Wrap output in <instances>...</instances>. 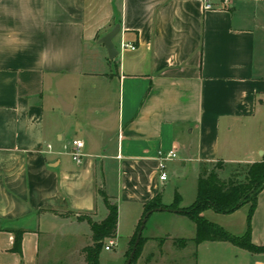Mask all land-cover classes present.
<instances>
[{"label":"crops","instance_id":"0c3cea01","mask_svg":"<svg viewBox=\"0 0 264 264\" xmlns=\"http://www.w3.org/2000/svg\"><path fill=\"white\" fill-rule=\"evenodd\" d=\"M115 24L109 58L98 40ZM72 139L83 141L81 162ZM170 148L183 165L261 160L264 0H0V264H40L65 228L90 239L61 261L85 264L91 232L74 214H99L103 187L117 229L124 208L136 209L137 228L167 179L156 153ZM247 211L203 215L239 235ZM251 240L264 244V188Z\"/></svg>","mask_w":264,"mask_h":264},{"label":"rangeland","instance_id":"374dc122","mask_svg":"<svg viewBox=\"0 0 264 264\" xmlns=\"http://www.w3.org/2000/svg\"><path fill=\"white\" fill-rule=\"evenodd\" d=\"M74 117V113L63 115L64 120H72ZM215 162L203 164L212 165ZM200 167L191 162L183 165L177 158L165 161L167 179L161 189V201L169 205L175 196L179 195V207L190 205L197 197ZM227 173V168L219 171L221 177H226ZM135 212L134 208H124L116 235L104 241L106 244L112 239L114 245L109 250L103 246L99 252L100 264H125L131 239L137 231ZM106 213V208L101 207L99 214L96 212L91 217L95 221H100ZM141 225L138 232L142 241L132 264H254L255 259L251 255L253 253L229 242L223 244L209 241L196 245L191 240L196 233L195 224L184 213L171 210L153 211L147 216L142 228ZM84 226L87 228V225ZM61 233L64 235L59 233L54 238L55 248L52 255L42 256L40 264H65L64 260L61 261V255L66 250L69 252L76 244L90 239L86 231L76 235V232L65 228ZM179 238L188 239L186 246L179 245L177 242ZM70 255H73L72 252Z\"/></svg>","mask_w":264,"mask_h":264},{"label":"trees","instance_id":"16d2710c","mask_svg":"<svg viewBox=\"0 0 264 264\" xmlns=\"http://www.w3.org/2000/svg\"><path fill=\"white\" fill-rule=\"evenodd\" d=\"M228 169L226 177H221L220 170ZM264 188V154L259 161L250 163H226L217 160L212 165L202 164L197 178V197L186 207H179L180 196L176 195L169 205L163 204L160 194L144 204L142 217L138 223L137 231L131 239V246L127 258L134 246L137 233L140 230L143 216L161 208V210L177 211L187 215L195 224V236L191 239L196 245L204 241H226L236 247L245 249L253 254H264V244H255L251 240V217L256 207L257 196ZM98 195L102 198L107 213L100 221L92 219L87 212L75 213L76 220L86 221L91 232V242L81 249L85 264H100L99 252L107 238H112L117 232L118 207L117 203L108 196L103 187H98ZM248 205L246 216V230L242 234H234L220 224L207 219L203 212L212 210L219 214H231ZM67 215V213H59ZM148 214V215H149ZM22 231L14 230L13 251H20ZM141 237L136 245L134 255L140 249ZM180 246H186L188 239L179 238Z\"/></svg>","mask_w":264,"mask_h":264},{"label":"built area","instance_id":"2783aa9c","mask_svg":"<svg viewBox=\"0 0 264 264\" xmlns=\"http://www.w3.org/2000/svg\"><path fill=\"white\" fill-rule=\"evenodd\" d=\"M211 5L209 3L205 4V7H210ZM123 47H130L132 49L135 48V46L131 43H122ZM71 145V157L74 161L76 162H81L82 160V152L81 148L83 147V141L82 140H77V139H72L70 141ZM50 147V145H48ZM156 157L158 160V171H159V179L161 181H164L167 178L166 172H165V161L168 160H173L178 157L177 150L175 148H170L166 150L159 149L156 153ZM114 245V242L112 239L108 240V243L104 244V249L109 250L112 246Z\"/></svg>","mask_w":264,"mask_h":264},{"label":"water","instance_id":"95a60500","mask_svg":"<svg viewBox=\"0 0 264 264\" xmlns=\"http://www.w3.org/2000/svg\"><path fill=\"white\" fill-rule=\"evenodd\" d=\"M119 29H120L119 24H115L111 30L106 32L98 40L99 43H102L105 46L109 58H113L114 56L117 55V48L115 47V45L113 43V38L119 32ZM59 100H60V104L62 106L63 113L64 114H68L70 109H71V107L67 103L63 102L60 98H59ZM156 210H161V208H156ZM148 214H149V212H147L143 216L141 228H142L144 222L146 221V218H147ZM139 237H140V232H138V235H137L136 240L134 242V246H133V248H132V250H131V252H130V254H129V256H128L126 262H125V264H129L130 263L133 255H134V252H135V249H136V245H137V243L139 241Z\"/></svg>","mask_w":264,"mask_h":264}]
</instances>
